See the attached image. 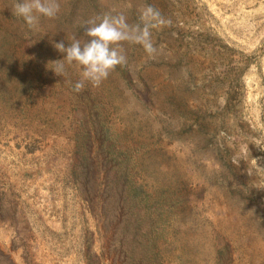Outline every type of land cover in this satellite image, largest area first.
<instances>
[{"label": "rangeland", "instance_id": "obj_1", "mask_svg": "<svg viewBox=\"0 0 264 264\" xmlns=\"http://www.w3.org/2000/svg\"><path fill=\"white\" fill-rule=\"evenodd\" d=\"M0 0V264H264V0ZM154 6L158 48L99 86L65 63L86 22ZM116 47V45H113ZM248 145L249 152L241 146Z\"/></svg>", "mask_w": 264, "mask_h": 264}, {"label": "clouds", "instance_id": "obj_2", "mask_svg": "<svg viewBox=\"0 0 264 264\" xmlns=\"http://www.w3.org/2000/svg\"><path fill=\"white\" fill-rule=\"evenodd\" d=\"M13 15L23 17L30 28L36 27L41 16L56 18L60 11L59 0H15L11 7ZM141 11L143 26L129 25L123 14L117 16H104L86 22L84 35L87 40H81L75 35L66 47L64 42L55 43L54 47L61 53H66L62 60L55 63L53 70L57 75L64 76L65 63L71 65L76 62L81 66L82 79L74 85V90L80 92L85 86V81H90L94 86L107 79L117 66L127 62L124 49L119 47L121 42H131L142 45L149 58H155L158 48L154 44L151 28L163 26L167 21L152 5H146ZM116 45V47H113ZM242 152H249L248 145L241 146Z\"/></svg>", "mask_w": 264, "mask_h": 264}]
</instances>
